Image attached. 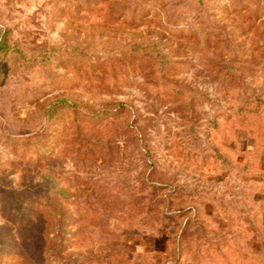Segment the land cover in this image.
<instances>
[{
  "label": "rangeland",
  "instance_id": "1",
  "mask_svg": "<svg viewBox=\"0 0 264 264\" xmlns=\"http://www.w3.org/2000/svg\"><path fill=\"white\" fill-rule=\"evenodd\" d=\"M0 264H264V0H0Z\"/></svg>",
  "mask_w": 264,
  "mask_h": 264
},
{
  "label": "trees",
  "instance_id": "2",
  "mask_svg": "<svg viewBox=\"0 0 264 264\" xmlns=\"http://www.w3.org/2000/svg\"><path fill=\"white\" fill-rule=\"evenodd\" d=\"M59 225H60V226H58V229H57L56 231H55V229H54V231H53L55 234H59V233H61V231H62V229H63V226H62L60 223H59Z\"/></svg>",
  "mask_w": 264,
  "mask_h": 264
}]
</instances>
